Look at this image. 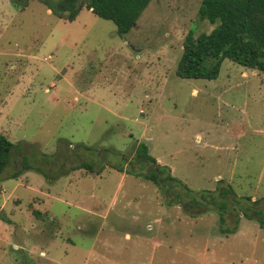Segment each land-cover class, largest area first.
<instances>
[{
    "label": "rangeland",
    "instance_id": "obj_1",
    "mask_svg": "<svg viewBox=\"0 0 264 264\" xmlns=\"http://www.w3.org/2000/svg\"><path fill=\"white\" fill-rule=\"evenodd\" d=\"M57 1L0 0V132L48 174L2 178L0 264H264V73L224 60L215 80L176 76L186 35L217 26L200 0H152L123 37L86 9L57 18ZM138 143L195 192L230 185L236 230L109 167ZM78 145L115 155L100 174L71 171L89 160Z\"/></svg>",
    "mask_w": 264,
    "mask_h": 264
},
{
    "label": "trees",
    "instance_id": "obj_2",
    "mask_svg": "<svg viewBox=\"0 0 264 264\" xmlns=\"http://www.w3.org/2000/svg\"><path fill=\"white\" fill-rule=\"evenodd\" d=\"M151 1L58 0L56 4L48 7L54 16L67 22H73L80 11L86 9L95 16L112 22L117 35L123 37L130 33ZM198 14L201 20L211 25L217 23V26L209 33H202L196 37L192 32L186 35L182 43L181 56L176 64L177 77L189 80H215L224 60H229L244 69L264 73V0H200ZM77 147L89 155V160L71 166L69 168L71 171L84 170L89 174H100L104 170L106 155H115L107 149L99 151L84 145ZM13 151L14 145L0 133V182L2 178L17 179L29 170L48 177L41 167L30 163L27 156H22L18 161L14 160ZM96 154H99V158ZM56 155L57 153L50 156L42 155V160L47 165L55 160ZM17 164L18 168L10 170L17 167ZM95 166L98 167L97 170L94 169ZM109 167L119 173L151 182L168 207H180L189 216L215 212L221 232L233 233L236 230L223 228L229 201L241 204V197L234 193L230 185L218 187L214 191L195 192L173 177L168 167L160 165L151 157L144 143H138L134 157L125 169L123 166ZM244 200L248 201L249 198L245 197ZM29 210L33 216H40L32 207H29ZM253 213L259 227L264 229V215L260 211ZM244 215L246 216V212Z\"/></svg>",
    "mask_w": 264,
    "mask_h": 264
},
{
    "label": "crops",
    "instance_id": "obj_3",
    "mask_svg": "<svg viewBox=\"0 0 264 264\" xmlns=\"http://www.w3.org/2000/svg\"><path fill=\"white\" fill-rule=\"evenodd\" d=\"M48 58H49V57H48ZM0 133H1V134H3V135L6 137V135L4 134V132H3V131H1ZM6 138H7V137H6ZM156 161H157L158 163H162V162H161V161H159V160H156ZM162 166H163V165H162ZM19 177H20V176H19ZM19 177H18V178H19ZM0 193H1V194H4V193H5V191H4V190H0ZM0 210H1V209H0ZM0 212H1V211H0Z\"/></svg>",
    "mask_w": 264,
    "mask_h": 264
}]
</instances>
